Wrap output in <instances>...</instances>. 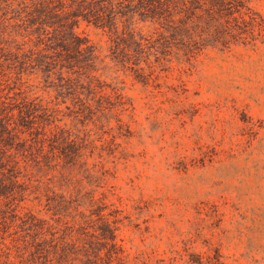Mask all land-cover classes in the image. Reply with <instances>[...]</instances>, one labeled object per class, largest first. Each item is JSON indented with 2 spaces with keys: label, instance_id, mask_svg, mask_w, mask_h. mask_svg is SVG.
<instances>
[{
  "label": "trees",
  "instance_id": "obj_1",
  "mask_svg": "<svg viewBox=\"0 0 264 264\" xmlns=\"http://www.w3.org/2000/svg\"><path fill=\"white\" fill-rule=\"evenodd\" d=\"M253 1L0 0V264L144 257L125 247L128 205L108 183L102 152L123 89L98 76L103 61L81 25L110 35L120 70L152 79L154 64L264 45ZM204 260L223 264L218 254Z\"/></svg>",
  "mask_w": 264,
  "mask_h": 264
},
{
  "label": "rangeland",
  "instance_id": "obj_2",
  "mask_svg": "<svg viewBox=\"0 0 264 264\" xmlns=\"http://www.w3.org/2000/svg\"><path fill=\"white\" fill-rule=\"evenodd\" d=\"M252 6L264 17V0ZM77 33L99 49L98 76L125 97L102 152L128 205L121 237L131 256L264 264V45L154 64L150 79L112 62L109 34L87 24Z\"/></svg>",
  "mask_w": 264,
  "mask_h": 264
}]
</instances>
